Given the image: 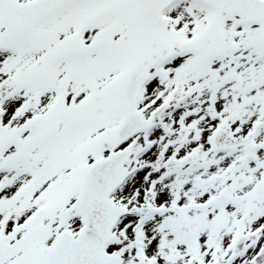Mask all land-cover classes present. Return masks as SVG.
<instances>
[{
    "label": "snow or ice",
    "instance_id": "snow-or-ice-1",
    "mask_svg": "<svg viewBox=\"0 0 264 264\" xmlns=\"http://www.w3.org/2000/svg\"><path fill=\"white\" fill-rule=\"evenodd\" d=\"M0 264H264V0H0Z\"/></svg>",
    "mask_w": 264,
    "mask_h": 264
}]
</instances>
